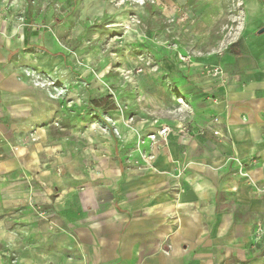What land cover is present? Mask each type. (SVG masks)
<instances>
[{
	"label": "rangeland",
	"instance_id": "1",
	"mask_svg": "<svg viewBox=\"0 0 264 264\" xmlns=\"http://www.w3.org/2000/svg\"><path fill=\"white\" fill-rule=\"evenodd\" d=\"M247 1L0 0V35L26 42L20 70L45 97L35 122L0 110V264H28L43 248L50 264L45 242L65 222L101 221L120 167L154 159L174 128L209 132L188 121L195 95L184 86L250 70Z\"/></svg>",
	"mask_w": 264,
	"mask_h": 264
},
{
	"label": "crops",
	"instance_id": "2",
	"mask_svg": "<svg viewBox=\"0 0 264 264\" xmlns=\"http://www.w3.org/2000/svg\"><path fill=\"white\" fill-rule=\"evenodd\" d=\"M248 1L250 70L227 84L195 74L184 86L195 95L188 121L209 132L174 128L154 159L120 167L112 200L100 204L101 221L65 222L45 242L50 264H264V38L251 37L264 8ZM25 43L0 35V110L35 122L45 115V97L20 70ZM55 181L65 184L62 175ZM41 250L28 264L44 263Z\"/></svg>",
	"mask_w": 264,
	"mask_h": 264
},
{
	"label": "bare ground",
	"instance_id": "3",
	"mask_svg": "<svg viewBox=\"0 0 264 264\" xmlns=\"http://www.w3.org/2000/svg\"><path fill=\"white\" fill-rule=\"evenodd\" d=\"M44 64V63H43Z\"/></svg>",
	"mask_w": 264,
	"mask_h": 264
}]
</instances>
